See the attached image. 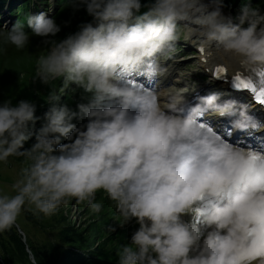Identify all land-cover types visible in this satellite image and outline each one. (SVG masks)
<instances>
[{
    "label": "clouds",
    "instance_id": "obj_1",
    "mask_svg": "<svg viewBox=\"0 0 264 264\" xmlns=\"http://www.w3.org/2000/svg\"><path fill=\"white\" fill-rule=\"evenodd\" d=\"M78 2L95 26L84 24L60 42L45 40L33 79L47 85L63 78L61 93L70 84L93 93L78 106L87 124L77 127V113L52 107L35 144L22 151L35 105L0 106V163L24 158L14 194L0 188V233L25 205L50 216L75 199L99 213L96 194L103 192L121 226L133 219L139 225L131 243L119 247L118 264H264V151L230 142L205 121L230 118L233 133L264 126L234 100L220 103L213 93L186 107L185 91L161 87L164 62L175 57L178 41L191 40L209 67L264 90V16L245 7L234 24L221 12L223 0H155L142 15L140 0ZM26 22L38 37L60 31L44 13ZM24 28L18 20L0 32L23 50ZM139 77L153 86L129 83ZM58 99L53 93L49 102Z\"/></svg>",
    "mask_w": 264,
    "mask_h": 264
},
{
    "label": "rangeland",
    "instance_id": "obj_2",
    "mask_svg": "<svg viewBox=\"0 0 264 264\" xmlns=\"http://www.w3.org/2000/svg\"><path fill=\"white\" fill-rule=\"evenodd\" d=\"M40 2L43 3L41 4ZM66 2H68V4L65 8H63L61 14L58 15L56 14L61 5L55 10L54 5L56 0L32 1L28 8L30 12H28L29 16H35L36 9L38 8L41 10L40 14L44 13L47 18L55 20L57 26L60 28V31L55 37H38L32 34V30L25 31L26 34L29 35V42L25 49L21 50L8 43L5 34L0 32V106H2L6 101H11L13 105L18 104L22 100L33 103L36 108L35 117H37V119L34 124L31 122L29 123L28 130L31 133L38 132L36 131L37 129L32 127L39 126L40 123L46 124L47 121L45 116L50 109L47 110L45 108H61L63 107V103L68 100L61 95L62 93L60 91L63 87V78L51 81L47 85L41 83L39 79H33L35 61L38 55L48 48V45L45 44V40H55L60 42L66 39L69 35H73L78 32L80 27L84 24L91 23L93 26L96 24L94 18L87 12L78 23L82 22L87 17V14L89 15L88 20L85 23L76 25L75 22L72 21V17L76 11L74 9L78 7V0H68ZM204 2L206 4L209 3L208 0H204ZM232 7L233 13L228 11L224 6L222 7L221 12L225 17H230L234 24H238L239 17L242 14V8H238L237 5L234 4H232ZM246 7L255 9L258 11L259 15L264 16V0H255ZM14 8L17 7L15 6ZM16 14L17 13L10 10L8 6L6 7L4 5V7L0 10V31H8L12 28ZM244 27H247V24H245ZM176 47L177 52L175 57L164 62L166 70L161 76V87L169 88L170 86H175L176 89L185 91V106H194L197 102L194 98L201 91V88L196 91L199 84V78L203 76V78L208 80L207 83L212 81V78L210 73L205 71L204 66L201 68L200 59L202 56L200 52L196 50L197 47L191 40L178 41ZM168 76L169 79L167 78ZM166 79L168 80L166 81ZM129 83L137 87L151 88L153 86L143 77L131 79ZM203 83H205V81H203L202 84ZM221 84H223V82ZM202 87L204 88L205 85ZM205 88L208 87L206 86ZM67 89L69 91L72 90L73 97L71 101H75L78 106L81 104H89L94 96L93 93L86 92L83 88H79L73 84H70ZM195 91L196 93L194 95L191 94ZM53 93L57 95L59 99L54 102H49V97ZM201 96L206 95L201 94L200 97ZM245 104L246 101L244 100V105ZM252 109L249 110V113L254 112L253 114H256L257 110L255 109L251 112ZM75 110L77 111V114H79V107H75ZM225 118L221 119V117L211 116L207 118L205 122L212 128L215 127L214 129L218 133L230 138L235 136L241 139L245 136L253 138L254 136H258L260 132L233 133L231 131V125L227 126L224 124L225 122H223V120ZM72 123H74L77 127L83 128L87 124V118L77 116L72 120ZM66 142L67 141L64 140V138H61V143ZM249 144L250 142L247 143V146L245 147H251ZM23 166V157H9L7 164L0 163V188L8 191L9 194H14L11 192V185L15 179L18 178L19 170ZM96 202L102 203V210L99 213H94L86 204L78 203L75 199H71L66 205H62L54 214L50 216H45L42 213L36 212L32 206L25 205L17 222L13 225L20 234L21 240L24 243L25 250L27 252V257L25 259H17V263L32 264L29 253L32 251L36 256H38V248L41 251L47 250L49 253L51 252V248L55 246L56 253V247H59L60 250L63 251L69 246H73L70 250L74 251V242H63V228L65 225H71L72 227H70V230L77 234L80 233L83 238L89 234L93 235L92 237L87 238L88 242H92L94 240V234L102 230L103 233H100L101 236L107 235L111 231L115 234V236L110 238V240L113 241V244L118 245L119 243H122L123 246L129 245L131 243L132 235L139 228L136 220L133 219L121 226L118 223L120 221V217L116 212L113 202H111L103 192H98L96 194ZM184 219L191 223L196 222L191 216H186ZM92 220H94V222H92ZM125 235L128 236V239H125L124 242H120V238L125 237ZM5 238L6 235L4 233H0V241ZM95 242H97V240L93 241L92 246H94ZM82 244H84V241ZM119 247L122 246L106 244L101 249L100 256L110 264H118L117 252ZM91 249H86L85 251L87 252L85 253H88ZM82 253H84V251ZM102 253H106V255H103ZM91 255L92 253H89V257L87 258H90Z\"/></svg>",
    "mask_w": 264,
    "mask_h": 264
},
{
    "label": "trees",
    "instance_id": "obj_3",
    "mask_svg": "<svg viewBox=\"0 0 264 264\" xmlns=\"http://www.w3.org/2000/svg\"><path fill=\"white\" fill-rule=\"evenodd\" d=\"M32 1H36V0H0V10L4 7V5L8 6L10 10L17 13L13 25L18 20H24L25 23L24 30L31 31V29L28 28L27 26L26 18L29 16L30 12L28 8ZM66 1L68 0H56L54 9L56 10L57 7L61 5L56 15L61 14L63 8H65L66 5L68 4V2ZM253 1L255 0H223V6H225L227 9L232 11L233 9L232 4L237 5L238 8L244 9ZM154 2L155 0H140L141 9L140 12L137 13V15H142L145 12H147L150 9V6L154 4ZM40 3L42 4L43 2ZM15 6L17 8H14ZM74 10L76 11L74 16L72 17L73 18L72 21H74L76 25L85 23L88 20L89 15L87 14V17L82 22L78 23L80 20H82L83 15L87 13L86 5L78 2V7H76ZM40 12L41 10L37 8L35 16L39 15ZM0 27H1V22H0ZM72 93H73L72 90L69 91L68 89H65L64 92L61 94L66 99H68L65 103H63V107L69 109L70 112L77 113L75 107H78V105L77 103H75V101H71L73 97ZM45 109L48 110L50 108H45ZM77 116H79V114H77ZM44 125L45 124L40 123L39 126H34L32 128L37 129L36 131L39 132V130ZM38 132L32 133L31 138L24 144L23 149H21L22 151L31 149V147L36 142L35 136ZM92 222H94V220H92ZM70 227L72 226L65 225L63 228L64 231L63 242L65 241L74 242L75 243L74 251L70 250L71 247L73 246H69L68 248H66V250L63 251H61L59 247H56V253H55V246L51 248V252L49 253L47 252V250L41 251L38 248L39 255L38 256L35 255L37 264H110L106 262V260L103 257L100 256V251L103 248V246H105L106 244L123 246L122 243H119L118 245L112 243L113 241H111L110 238L115 236V234L112 231L109 232L107 235L101 236L100 233H103L102 230L94 234V240H97V242H95L94 246H92L94 240L92 242H88L87 238L92 237L93 235L89 234L88 236L83 238V236H81L80 233L77 234L75 232H72L70 230ZM2 233L6 235V238L0 241V264H18L17 263L18 260L25 259L27 257V252L25 250L24 243L21 240L20 234L18 233V231L14 226L10 230ZM125 239H128V236L125 235V237L120 238V242H124ZM83 241L84 244H82ZM86 249H91V250L88 253H85L87 252L85 251ZM83 251L84 253H82ZM89 253H92V255L90 256V258H87L89 257L88 256ZM102 254L106 255V253H102Z\"/></svg>",
    "mask_w": 264,
    "mask_h": 264
},
{
    "label": "bare ground",
    "instance_id": "obj_4",
    "mask_svg": "<svg viewBox=\"0 0 264 264\" xmlns=\"http://www.w3.org/2000/svg\"><path fill=\"white\" fill-rule=\"evenodd\" d=\"M208 2L210 3V0H208ZM200 60H201V68H203V66H204L205 71L210 73L212 81H210V79H209L210 82L207 83L208 80L203 78V76H201L202 79L199 78V80H198L199 84L197 86L196 91L200 88H201V91L195 96L194 100H197V98L200 97L201 94L202 95H209V94H213V93L218 94L220 96V101H219L220 103H223L224 101H227V100H234L238 104L244 105V100H245L246 101L245 105L248 107V109L250 110L253 108L251 112H253L255 109L257 110L256 114H253L254 112L249 113V114L250 115L252 114L251 116L254 117L257 121H259V123L262 126H264V103H259L257 100H255L254 93L249 91V90H244L241 88L240 89H233L231 87V84L234 81L236 76L229 75L226 73L218 74L217 72H215V69H217V68L214 69V68L209 67L206 64V62L203 60V58H201ZM169 76L167 77L168 79H169ZM168 79H166V81ZM203 81H205V83L202 84ZM222 82H223V84H221ZM203 85H205V87L207 86L208 88L204 87L205 88L204 89L202 87ZM224 90H225V92H224ZM196 91L194 93H191V92L190 93L194 95L196 93ZM241 97H243V98H241ZM223 122H225L224 124L227 126L231 125L230 118L226 117L223 120ZM225 137L231 139L230 142H232V143L235 142L238 144V143L242 142L244 144H247L250 142V144L255 145V147L257 149H260V148L264 149V146H263L264 145V131H260L258 136H254L255 138L254 137L250 138V136H245L242 139L237 137V136H235L233 138H230L227 136H225Z\"/></svg>",
    "mask_w": 264,
    "mask_h": 264
},
{
    "label": "snow or ice",
    "instance_id": "obj_5",
    "mask_svg": "<svg viewBox=\"0 0 264 264\" xmlns=\"http://www.w3.org/2000/svg\"><path fill=\"white\" fill-rule=\"evenodd\" d=\"M221 71H224L221 69ZM237 81V87L244 89V90H250L254 94H258L259 99L257 100L259 103H264V90L257 91L256 88L248 81H245L242 79L239 75L235 77Z\"/></svg>",
    "mask_w": 264,
    "mask_h": 264
},
{
    "label": "water",
    "instance_id": "obj_6",
    "mask_svg": "<svg viewBox=\"0 0 264 264\" xmlns=\"http://www.w3.org/2000/svg\"><path fill=\"white\" fill-rule=\"evenodd\" d=\"M21 233V232H20ZM22 234V233H21Z\"/></svg>",
    "mask_w": 264,
    "mask_h": 264
}]
</instances>
